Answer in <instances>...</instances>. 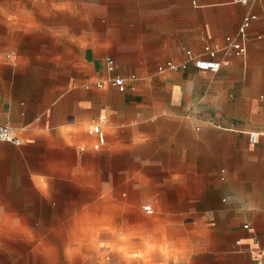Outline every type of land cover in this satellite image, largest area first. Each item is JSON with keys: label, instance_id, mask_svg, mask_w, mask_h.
Returning a JSON list of instances; mask_svg holds the SVG:
<instances>
[{"label": "crops", "instance_id": "1", "mask_svg": "<svg viewBox=\"0 0 264 264\" xmlns=\"http://www.w3.org/2000/svg\"><path fill=\"white\" fill-rule=\"evenodd\" d=\"M248 12L236 55L225 37ZM206 44L217 71L158 70ZM0 124L18 140H0V237L41 238L0 247L8 264L264 257V0H0ZM143 197L152 228L113 212ZM149 238L159 255L146 260Z\"/></svg>", "mask_w": 264, "mask_h": 264}, {"label": "built area", "instance_id": "2", "mask_svg": "<svg viewBox=\"0 0 264 264\" xmlns=\"http://www.w3.org/2000/svg\"><path fill=\"white\" fill-rule=\"evenodd\" d=\"M244 2L248 0H242ZM255 18V15L251 12L246 13L242 21L238 27L237 34L235 36L227 35L225 37V46L224 49L233 52L236 55H241L245 52V46L242 43V40L247 36V28L250 25V22L252 19ZM219 49L213 48L209 44H206L203 47V52L201 54H194L191 50L187 49L185 51L187 60L182 63H175L173 61H166L164 64H160L158 66V70L162 71L164 69H180L185 68L187 66V62L191 61L196 68L199 70H208V71H217L221 64L224 63V61L218 59L217 53ZM112 83L120 90L123 91L125 89V79L120 76H116L112 78ZM96 85L102 86L103 82H97ZM89 133L95 134L97 136L98 142L101 144L105 140V133L101 129L99 124H92L88 128ZM0 140L5 141H14L18 142V140L11 134V131L8 126L1 125L0 124ZM257 140V133L250 132L249 133V141L250 142H256ZM143 209L146 212L151 211L150 205H145ZM247 227L248 224H245ZM258 264H264V257L260 258L258 261Z\"/></svg>", "mask_w": 264, "mask_h": 264}, {"label": "rangeland", "instance_id": "3", "mask_svg": "<svg viewBox=\"0 0 264 264\" xmlns=\"http://www.w3.org/2000/svg\"><path fill=\"white\" fill-rule=\"evenodd\" d=\"M119 196H123V194H119ZM138 204H118V205H113V212L119 213V212H124V209L127 208V215L128 218H134V214L135 212L139 211L144 213L145 219H144V224L145 227L148 228H152L153 226L157 225V222L152 220V216L153 214H147L144 212L143 210V206L144 204H147L151 201V199L149 197H143V198H138ZM152 202V201H151ZM44 239V238H42ZM51 239V241L53 243H60V240H63L64 243H71L73 238H58L56 240V238H48ZM111 238H106V237H100L97 238V241L95 243L100 244L101 246H109L110 244H112V242H110ZM41 240V238H23V237H0V247H4V248H10L13 246H23L26 244H30V243H39V241ZM150 242H149V248L145 249V252H140L137 254L138 257H144L146 260H150V259H154L156 257V254L159 255L156 252H151V250L154 251V248H157V243L154 242L151 238H149ZM161 240L166 243L167 238L165 236H163L161 238ZM114 241V239L112 240ZM127 243H128V247H132L131 245L135 244V237H128L127 238ZM175 243L179 244L182 243V239L181 237L177 236L175 238ZM168 250H171L172 252H168V253H164V256H179L181 254H174L175 247H171L168 246L166 247ZM6 250V249H5ZM132 250H135V247L132 248ZM163 254V253H162ZM160 254V255H162ZM130 256H136V254H129ZM0 264H8V260H7V253L4 252H0Z\"/></svg>", "mask_w": 264, "mask_h": 264}]
</instances>
